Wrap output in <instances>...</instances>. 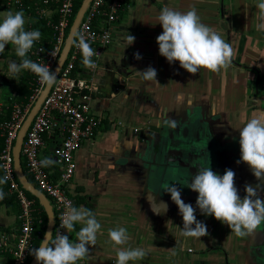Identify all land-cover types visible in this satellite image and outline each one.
I'll return each instance as SVG.
<instances>
[{
  "label": "crops",
  "instance_id": "0c3cea01",
  "mask_svg": "<svg viewBox=\"0 0 264 264\" xmlns=\"http://www.w3.org/2000/svg\"><path fill=\"white\" fill-rule=\"evenodd\" d=\"M33 20L0 0L2 119L11 103L28 99L31 75L21 54ZM112 30L92 109L103 122L77 149L68 186L78 206L66 262L258 264L250 230L241 224L249 214L235 209L225 192L164 214L145 199L124 160L137 122L179 119L190 107L217 118L226 134L264 146V0H129ZM81 69L78 75L88 77V62ZM118 122L132 126L125 130ZM62 140L61 132L48 133L40 150L53 179L60 171L54 148ZM20 210L0 166V264H14Z\"/></svg>",
  "mask_w": 264,
  "mask_h": 264
},
{
  "label": "built area",
  "instance_id": "2783aa9c",
  "mask_svg": "<svg viewBox=\"0 0 264 264\" xmlns=\"http://www.w3.org/2000/svg\"><path fill=\"white\" fill-rule=\"evenodd\" d=\"M3 1L10 8L34 11L39 18L46 20L53 31L50 45L46 47L37 38L29 43L33 36V27L29 26L24 48L28 60L24 61V66L32 77V93L26 102L14 103L10 117L0 122L4 138V144L0 148V166L9 191L17 197L21 208L18 215L19 234L13 249L14 264H26L34 250L36 227L42 223V219L35 217V201L28 197L17 180L13 149L19 130L60 58L74 16L76 0ZM128 2L129 0H91L78 27L68 58L25 136L21 155L27 172L33 179L32 183L48 196L55 213L52 239L39 264H63L68 259L71 226L77 217L75 199L68 189L78 167L76 151L83 142L95 138L97 129L103 122V117L92 110L95 96L100 93L97 71L113 40L112 25ZM82 56L88 62V77L74 75ZM118 123L123 129L128 128L124 122ZM150 123L151 120L148 119L143 126ZM142 127H134L133 131L139 133ZM54 131L63 135L62 142L54 149L60 168L56 179L50 176L46 162L40 155L44 136ZM118 263L121 261L115 258L110 264Z\"/></svg>",
  "mask_w": 264,
  "mask_h": 264
},
{
  "label": "water",
  "instance_id": "95a60500",
  "mask_svg": "<svg viewBox=\"0 0 264 264\" xmlns=\"http://www.w3.org/2000/svg\"><path fill=\"white\" fill-rule=\"evenodd\" d=\"M90 2L91 0H83L70 27L60 58L19 130L13 149L15 172L21 186L39 199L48 217L45 234L30 264H39L49 247L55 226V213L48 196L29 180L24 171L22 145L37 112L68 58ZM178 118L170 120L161 117L158 122H152L139 133L133 132L130 135L131 154L124 162L134 167L136 178L150 205L157 209L161 207L160 210L163 209L165 214L177 208L181 202H207L223 187L228 166L244 178V185L254 181L255 177L264 176V152L248 142H243L238 134H226L217 118L207 117L203 110L192 107L181 110ZM232 160L235 163L230 164ZM256 220L258 225L253 223L248 228L252 245L260 253L259 248L264 243V208L256 216Z\"/></svg>",
  "mask_w": 264,
  "mask_h": 264
},
{
  "label": "trees",
  "instance_id": "16d2710c",
  "mask_svg": "<svg viewBox=\"0 0 264 264\" xmlns=\"http://www.w3.org/2000/svg\"><path fill=\"white\" fill-rule=\"evenodd\" d=\"M82 2H83V0H76V1H75V5H74V16H73V18L71 19L70 27H71V25H72V23H73V21H74V18H75V16H76V14H77V12H78V10H79V8H80ZM2 4H3L4 6H6L3 0H2ZM126 7H127V5H126V6H125V7L119 12L118 17H119L120 14L126 9ZM20 10H21V11H24L25 13L30 14L31 16H33V19H34V20H33V23L31 24L32 27H33V34H32L33 36H32V38H31V40H29V43L32 42V41H34V40L37 38V39L40 40V42H41L42 45L48 47V46L50 45V40L52 39V34H53L52 32H53V31H52V29L47 25L46 20H45V19H42V18H39V17L34 13V11H32V10H28L27 8H21ZM55 19H56V17H55ZM70 27H69V29H68V34H69ZM24 38H25V39L28 38V32L25 33ZM21 56L23 57V61L28 60V55H27L26 51H23V53L21 54ZM86 63H87L86 58L82 56L81 59H80V61L78 62L77 66H76V70L74 71V75H77L78 72H80V71L82 70L81 68H82ZM28 81H29V82L32 81V77H31V76L29 77ZM28 81H27L26 87L24 86L25 88H29V83H28ZM24 93H25L24 95H26V98H28V97L31 95V93H32V87L29 88L28 91H27V89H26V90L24 91ZM22 96H23V95H22ZM21 99H22V98H21ZM21 101L26 102V100H21ZM21 101H19V102H21ZM13 104H14V103H11V104H10V106H9L10 109H8V111H7L8 114L6 115V117L3 118V119L0 117V122H1L2 120L8 119V118L10 117L11 109H12V105H13ZM0 134L2 135V131H1V129H0ZM3 144H4V138H3V136H2V138L0 139V148H2ZM22 164H23L24 171L26 172V174H27L29 180H30L31 182H33V179H32V177H31V175L27 172V169H26V166H25V162H24L23 159H22ZM17 180L19 181L18 178H17ZM19 183H20V182H19ZM24 190H25V189H24ZM25 191H26L28 197H30L31 199H33V200L35 201V207H36L35 217L42 219V223H41L40 225H37V227H36V228H37V231H36L35 241H34V250L30 253V255H29L28 259H27V262H26V264H30L31 260L33 259L34 255H35V253H36V251H37V249L39 248V246H40V244H41V241H42V239H43V236H44V234H45L46 226H47V222H48V217H47V214H46V212H45L43 206L40 204L39 199L36 198L35 196H33V195H32L30 192H28L27 190H25ZM82 199H83V197H82ZM75 205H76V207L78 206V201H75ZM87 219L90 221V220L92 219V216H91L90 214H88V215H87ZM86 228H87V227H86ZM86 228H85V231H86ZM69 237H70V238H69V241H70L71 239H73V238H74V237H73V233H72V235L69 236ZM63 264H74V263L64 262Z\"/></svg>",
  "mask_w": 264,
  "mask_h": 264
},
{
  "label": "flooded vegetation",
  "instance_id": "af4514ba",
  "mask_svg": "<svg viewBox=\"0 0 264 264\" xmlns=\"http://www.w3.org/2000/svg\"><path fill=\"white\" fill-rule=\"evenodd\" d=\"M144 127L146 126H143L142 128ZM248 143L257 148L259 151L264 152V146L262 147L258 143ZM230 162V164L235 163L234 160ZM226 174L227 175L223 183L224 185L219 190L225 192L226 196H228L234 202L233 204L235 209H240L242 215L249 214L248 219L244 217V219L241 220L242 225L246 223V226L248 227L253 223L254 225L257 224L256 216H258V214L262 212V209L264 208V176L260 175L255 177L254 181L244 185V178H242L238 172L234 173L230 166L227 167ZM259 252L260 253H257L258 264H264V243L261 244Z\"/></svg>",
  "mask_w": 264,
  "mask_h": 264
},
{
  "label": "rangeland",
  "instance_id": "374dc122",
  "mask_svg": "<svg viewBox=\"0 0 264 264\" xmlns=\"http://www.w3.org/2000/svg\"><path fill=\"white\" fill-rule=\"evenodd\" d=\"M26 32H28V29H27V31ZM144 117H146V116H144ZM144 121H145V119H144ZM142 122H143V119H142V121L141 122H137L138 124H139V126L141 127V124H142ZM129 123V125H127L126 123V125H127V127H130V126H132L131 124H130V122H128ZM134 123V122H133Z\"/></svg>",
  "mask_w": 264,
  "mask_h": 264
}]
</instances>
